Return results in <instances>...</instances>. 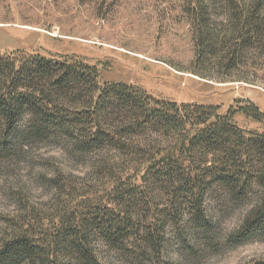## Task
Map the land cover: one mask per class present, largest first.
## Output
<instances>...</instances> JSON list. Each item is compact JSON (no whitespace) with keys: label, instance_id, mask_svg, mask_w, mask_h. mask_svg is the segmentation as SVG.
I'll use <instances>...</instances> for the list:
<instances>
[{"label":"trees","instance_id":"obj_1","mask_svg":"<svg viewBox=\"0 0 264 264\" xmlns=\"http://www.w3.org/2000/svg\"><path fill=\"white\" fill-rule=\"evenodd\" d=\"M194 59L188 70L218 82L254 83L249 52L264 56V0H186ZM221 105L155 97L127 82H102L97 65L70 54H0V159L36 144L74 155L105 150L110 186L65 200L49 217L19 216L0 239V264H169L174 232L214 246L218 216L242 210L231 246L264 240V122L251 99ZM104 254V253H103ZM255 264H264L258 261Z\"/></svg>","mask_w":264,"mask_h":264},{"label":"rangeland","instance_id":"obj_2","mask_svg":"<svg viewBox=\"0 0 264 264\" xmlns=\"http://www.w3.org/2000/svg\"><path fill=\"white\" fill-rule=\"evenodd\" d=\"M186 0H0V54L17 49L70 54L98 67L102 82L131 83L151 95L177 102L222 106L251 99L264 111V56L249 52L246 74L254 83L218 82L188 70L194 59L192 26ZM244 127L264 131V122L236 114ZM105 150L74 155L59 145L36 144L0 159V239L10 236L19 216L57 213L62 201L82 193H104L110 186ZM242 210L218 216L214 246L190 239L187 247L171 232L169 264H255L264 261V240L231 246L227 233L240 224ZM104 253V254H103ZM107 264H127L103 250Z\"/></svg>","mask_w":264,"mask_h":264}]
</instances>
